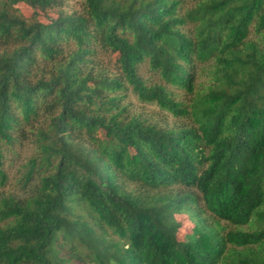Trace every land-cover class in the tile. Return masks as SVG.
<instances>
[{
	"label": "trees",
	"instance_id": "1",
	"mask_svg": "<svg viewBox=\"0 0 264 264\" xmlns=\"http://www.w3.org/2000/svg\"><path fill=\"white\" fill-rule=\"evenodd\" d=\"M23 138L0 264H264V0H0V141Z\"/></svg>",
	"mask_w": 264,
	"mask_h": 264
},
{
	"label": "rangeland",
	"instance_id": "2",
	"mask_svg": "<svg viewBox=\"0 0 264 264\" xmlns=\"http://www.w3.org/2000/svg\"><path fill=\"white\" fill-rule=\"evenodd\" d=\"M23 14L26 17L33 16V10L28 6L21 7ZM52 15V13H50ZM40 18L44 19L43 16ZM256 30L253 27L251 33V40L256 37ZM143 73L145 78H156L157 75L154 71L150 70L149 63H145L143 66ZM213 80V76L210 72H206L200 82L204 85H208ZM131 101L134 104V107L139 111L142 110L146 115L155 116V120L163 119L164 116H167L168 120L173 123L175 120L171 115H168L167 112L161 110L155 105L144 104L138 101L135 96H131ZM0 146L2 148L4 157L2 169L5 173V180L0 179V201L3 197H27L32 189L34 180L27 182L26 172L29 169V160L30 157L34 154V144H32L30 138H23L11 144L6 143L5 141H0ZM179 220L181 221V231L180 237H183L186 232H190L192 226L189 224V220L186 215H178Z\"/></svg>",
	"mask_w": 264,
	"mask_h": 264
}]
</instances>
